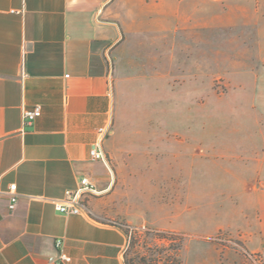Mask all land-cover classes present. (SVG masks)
<instances>
[{
  "label": "crops",
  "instance_id": "crops-1",
  "mask_svg": "<svg viewBox=\"0 0 264 264\" xmlns=\"http://www.w3.org/2000/svg\"><path fill=\"white\" fill-rule=\"evenodd\" d=\"M125 1L0 0V264H45L57 238L69 264H126L129 128L118 126L115 109L123 99L121 110L129 114V68L140 66L142 82L153 88L143 99H151L153 112L164 111L166 78L180 83V72L167 74L166 65L175 61L174 40L185 18L181 0H162V14L142 1L138 17L127 20L119 13ZM145 40L157 56L139 52ZM36 104L42 114L25 123L23 110ZM101 126L109 127L103 140L109 164L89 157ZM177 127L153 129L163 137L167 130L179 133ZM180 143L170 152L173 160ZM156 151L165 155L160 145ZM212 157L221 158L217 187L225 195L214 204L228 212L221 227L264 254V138L224 142ZM85 176L100 191L88 198L91 215L58 210L56 202ZM13 183L18 202L11 210Z\"/></svg>",
  "mask_w": 264,
  "mask_h": 264
},
{
  "label": "rangeland",
  "instance_id": "rangeland-1",
  "mask_svg": "<svg viewBox=\"0 0 264 264\" xmlns=\"http://www.w3.org/2000/svg\"><path fill=\"white\" fill-rule=\"evenodd\" d=\"M142 1L165 11L162 0H128L119 13L127 20L138 17ZM180 11L185 19L174 40L175 61L168 66L166 59V72L181 77L180 83L166 78L164 111L153 112L151 99H143L153 88L142 82L140 66L129 68V114L123 115V99L115 109L118 126L129 128L126 261L264 264V254L249 251L221 227L228 212L214 204L225 195L217 187L223 178L221 158L212 157L224 142L254 134L264 138V0H181ZM149 42L139 52L157 56ZM172 45L173 38L167 39V55ZM150 66L157 68L158 60ZM162 123L179 125V133L167 130L159 137L155 129ZM177 140L180 156L173 160ZM158 145L164 156L157 154ZM191 164L197 165L192 171Z\"/></svg>",
  "mask_w": 264,
  "mask_h": 264
},
{
  "label": "built area",
  "instance_id": "built-area-1",
  "mask_svg": "<svg viewBox=\"0 0 264 264\" xmlns=\"http://www.w3.org/2000/svg\"><path fill=\"white\" fill-rule=\"evenodd\" d=\"M42 114V107L36 104L31 108L23 110V118L25 123L32 124ZM109 133L108 126H101L98 128V135L92 143L89 150V157L93 161H103L109 164L107 155L103 148V140ZM96 185L89 177H82L80 185L75 190H68L66 197L62 201L56 202L58 210L65 214H84L90 216L92 211L88 204L89 196L99 194ZM10 195V209L14 210L17 206L18 196L16 192V184L13 183L9 188ZM132 230L133 227H130ZM72 260L71 255L65 249V243L62 238L55 240V252L50 254L45 264H69Z\"/></svg>",
  "mask_w": 264,
  "mask_h": 264
},
{
  "label": "trees",
  "instance_id": "trees-1",
  "mask_svg": "<svg viewBox=\"0 0 264 264\" xmlns=\"http://www.w3.org/2000/svg\"><path fill=\"white\" fill-rule=\"evenodd\" d=\"M126 264H130V263H128V262L126 261Z\"/></svg>",
  "mask_w": 264,
  "mask_h": 264
}]
</instances>
